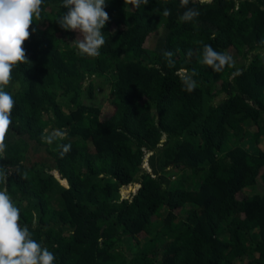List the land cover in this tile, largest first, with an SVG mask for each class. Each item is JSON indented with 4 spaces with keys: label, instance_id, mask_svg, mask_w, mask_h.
Listing matches in <instances>:
<instances>
[{
    "label": "trees",
    "instance_id": "trees-1",
    "mask_svg": "<svg viewBox=\"0 0 264 264\" xmlns=\"http://www.w3.org/2000/svg\"><path fill=\"white\" fill-rule=\"evenodd\" d=\"M61 3L44 0L23 44L31 63L6 89L0 187L20 223L55 264H264V0H190L191 22L180 0H106L95 58L56 22ZM197 41L234 65L213 72ZM52 130L66 137L44 143Z\"/></svg>",
    "mask_w": 264,
    "mask_h": 264
},
{
    "label": "clouds",
    "instance_id": "clouds-1",
    "mask_svg": "<svg viewBox=\"0 0 264 264\" xmlns=\"http://www.w3.org/2000/svg\"><path fill=\"white\" fill-rule=\"evenodd\" d=\"M149 0H124V4L139 8L148 4ZM190 0H180L186 11L179 17L181 22H191L199 16V11L187 8ZM44 0H0V160L5 159L7 150L6 134L13 120L15 108L13 94L6 89L13 82V70L21 64H30L23 44L30 38L31 25L40 21ZM106 0H62L61 8L67 9L66 14L59 15L56 22L65 31L78 33V38L71 43L78 54L95 58L105 46L106 39L102 33L108 13L104 10ZM164 16L170 15L169 9H164ZM31 29V31H30ZM202 44L201 63L215 73L223 72L226 67L234 65L233 57L225 51H217L210 44ZM172 51H164L169 65L174 61ZM188 55H191L189 50ZM192 75H196L195 72ZM184 89L192 92L197 84L190 76L182 80ZM66 133L61 130L45 131L41 139L46 144L63 140ZM60 155L71 151V144H58ZM56 150V149H54ZM7 169L0 166V186L7 184ZM21 210L13 201L7 187H0V264H55L56 256L47 247L33 238L29 227L22 225Z\"/></svg>",
    "mask_w": 264,
    "mask_h": 264
},
{
    "label": "rangeland",
    "instance_id": "rangeland-1",
    "mask_svg": "<svg viewBox=\"0 0 264 264\" xmlns=\"http://www.w3.org/2000/svg\"><path fill=\"white\" fill-rule=\"evenodd\" d=\"M103 101H104V98H103V96L101 95V93L98 95V98H97V104H100V106L102 105L103 106ZM130 185H127V186H125V187H123L122 188V194L124 195V196H127V194L129 193V191H130Z\"/></svg>",
    "mask_w": 264,
    "mask_h": 264
}]
</instances>
